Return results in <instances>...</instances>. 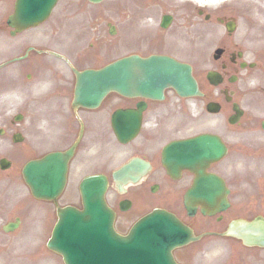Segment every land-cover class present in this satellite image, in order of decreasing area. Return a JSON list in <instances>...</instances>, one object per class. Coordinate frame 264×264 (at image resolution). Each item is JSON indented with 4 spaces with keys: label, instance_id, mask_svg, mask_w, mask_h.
I'll list each match as a JSON object with an SVG mask.
<instances>
[{
    "label": "flooded vegetation",
    "instance_id": "obj_1",
    "mask_svg": "<svg viewBox=\"0 0 264 264\" xmlns=\"http://www.w3.org/2000/svg\"><path fill=\"white\" fill-rule=\"evenodd\" d=\"M16 0H0V14H6L10 12L14 6ZM147 0H137V4L129 6L130 15L129 18V32L128 36H132L131 46L140 48L145 43L154 42L161 45L163 42L164 30L161 31V40H155V32H149L141 28H132V17H136L140 14V10H144L145 5L140 2ZM200 4H191L188 7H179L177 0H161L159 12L161 13V20L163 17L171 15V26L169 29L176 27L175 16L182 22L185 29L190 30V37L192 43L204 44L203 49L208 50V54L212 55L215 49H221V54L218 56V60H215L217 65L225 77V85L229 80L237 81V77L240 76V80L248 81L253 76L258 75V84L255 90L264 92L263 89V75L264 65L256 62L249 61V59H262L264 57V19H262L259 10H264V0H199ZM201 3L205 5V8L201 7ZM148 5L146 4V8ZM173 11L172 13H169ZM255 10V12H254ZM43 25V24H42ZM37 26L33 29L23 31L16 34V38L24 36H36L35 40H23L19 42L16 47L20 53L30 57L31 61L29 66L32 68L35 65L47 66L49 71L53 70V62L45 60L46 49H53V46H60L62 49L67 50L64 45L62 34L65 35V26L62 21H53L50 25L43 27ZM0 28L7 30L6 21L0 19ZM11 30L9 33L11 34ZM82 32H88L91 36L93 43H95L101 34V26L96 24V21H92L87 27L82 28ZM174 35L172 40L177 37V32L173 30ZM217 34L214 38L213 35ZM213 39V40H212ZM39 43L40 46L28 45V43ZM216 46H213V45ZM93 46V44H90ZM24 49V50H23ZM66 55V54H65ZM148 55V54H147ZM40 59H39V58ZM26 58V59H27ZM92 58V57H91ZM230 76H228V75ZM54 93L61 97H67L68 90L63 89L57 93ZM135 102V103H134ZM137 101H133L129 107H135ZM63 104L68 107L71 106V100L63 101L56 100L53 113H59L58 108H63ZM106 102H104V105ZM100 106L96 110H84L80 111V119L83 122V134L91 135L89 141V150L93 151L95 148L101 147V132L96 119V114L104 106ZM161 109V103L159 104ZM115 107V108H114ZM109 106L105 113L110 114L104 118V123H109L111 114L118 106ZM127 107V106H126ZM114 108V109H112ZM149 108V106H148ZM92 120H89L90 118ZM55 119L52 118L51 126L55 127ZM65 130H62L63 135L60 132V137H65L70 132V126L68 123L62 126ZM77 132L74 131L73 134ZM62 135V136H61ZM161 115L158 124L157 137L153 134H142L141 138L134 140L130 149L131 156L129 161L133 158H141L151 165V170L139 181L138 184L129 186L122 197H115L112 200V207L116 212V228L120 233H125L128 226L131 225L135 219H138L142 215L151 211L155 207H161L168 211L179 215L176 211H179L180 200L183 192L185 191V185L187 182H191L192 175L184 173L180 181H173L169 179L164 171L161 169V173L158 172L157 166L158 157L161 151V142L157 150H154L155 140L161 141ZM62 139V138H61ZM66 148V147H64ZM62 148V149H64ZM157 159V165H156ZM251 160L258 162L257 175L250 172L249 169L241 175L242 180L248 184V190H241L238 198L241 202H245L248 199H253L256 194L257 188H264V154L261 151H256L253 154ZM153 184H158V195L150 197L147 193V188ZM157 193V192H156ZM155 193V194H156ZM231 196L234 197L233 191ZM264 194V192H263ZM128 201L127 210H121V202ZM253 212H256L254 216H264V195L256 198L254 202ZM125 206V205H124ZM241 244V243H240ZM246 249V248H245ZM247 250V249H246ZM248 251L240 254L241 264H264V250L260 248H251Z\"/></svg>",
    "mask_w": 264,
    "mask_h": 264
},
{
    "label": "water",
    "instance_id": "obj_2",
    "mask_svg": "<svg viewBox=\"0 0 264 264\" xmlns=\"http://www.w3.org/2000/svg\"><path fill=\"white\" fill-rule=\"evenodd\" d=\"M32 0H21V6L22 9L20 10V17L23 18H29L31 14H38L41 10V8L44 6V4L48 0H37L36 2ZM47 12V11H46ZM45 12V13H46ZM44 13L39 17L38 20H41L44 18ZM133 66L137 73H132L131 70H129V67ZM189 69L184 66H179L175 63H173L170 60L164 59V58H151L148 61L142 62L138 59L128 58L121 60L117 62L114 65L108 66L104 69H102L99 72H88L82 76L77 85V91H76V98L80 99L83 97L84 92L94 89V83L96 85L95 88H100L101 94L103 95L109 90H118L122 92L123 94H129L131 91H137L141 94L145 95L148 93H158V88L161 83V87L164 85H167V83H171L175 86L179 84H188L191 87V81L189 78ZM134 76H136L138 79H134ZM88 83V85L86 84ZM132 84H136L134 86H131ZM134 128L131 129V131L128 132V129L122 130L123 135L130 134ZM194 150V147L192 145L187 144L185 146H182L178 149V155H176L178 158H181L182 161L186 163H190V157H191V151ZM176 149H171L170 153H174ZM201 150H198V155H201ZM33 167V166H32ZM32 167L29 166L25 170V178L27 181L31 184L32 181ZM57 175L56 173L50 175L47 173L46 169H43L39 172L38 175V183L36 187H33V194L35 196L40 197H47L52 192H54L57 187L55 185L57 184ZM55 181V182H54ZM54 182V185L52 184ZM207 202H210V198ZM90 200H86L85 208H86V217L83 219L81 218H74L75 220L81 222L84 224H90L89 227L83 228L86 232V235L89 237H95L96 230L98 232H101L104 235V240L109 241L112 239V236L109 234V227H110V218L104 214L103 209L100 207V205H96L94 203H90ZM89 205V207H88ZM88 207V209H87ZM73 217V215L69 216L68 218L64 219L62 223L60 224V227L57 229L56 233V242H58V237L63 235L64 231H68L70 226V219ZM83 231V230H82ZM75 231H71V234L74 236ZM67 233V232H66ZM66 235H63L65 237ZM86 236L84 233L79 234V245L82 247V252L84 256V260L89 261L90 264H95V256L98 255L99 251H96L95 249H87L86 246H84V242L86 240ZM141 241H139L140 243ZM169 248L166 250L168 253ZM157 251V248H152L149 251L150 255H154ZM64 255H67V253L71 256V252L67 250V253L64 252ZM102 253V250L100 251ZM161 259L166 262V264L169 263L168 256H161ZM97 260V259H96Z\"/></svg>",
    "mask_w": 264,
    "mask_h": 264
},
{
    "label": "rangeland",
    "instance_id": "obj_3",
    "mask_svg": "<svg viewBox=\"0 0 264 264\" xmlns=\"http://www.w3.org/2000/svg\"><path fill=\"white\" fill-rule=\"evenodd\" d=\"M112 0H104L101 5H100V10L102 13V24L106 23H114L113 21H117L119 24L123 25L124 21L122 20H117L116 18L112 17V13L109 12L111 2ZM109 36H107L108 39ZM106 38L104 37V33L102 34V41L104 42ZM105 49L102 48V51ZM108 50V49H107ZM177 58H180V60L193 63L195 66H198L197 70H199V60L192 59L187 57L183 52L180 53L179 55L176 56ZM104 60V59H103ZM205 74V73H203ZM10 76H13L11 74ZM13 81V80H12ZM16 88L20 91L24 90V85L21 84L22 88L13 81ZM28 87H33L37 88L39 87L38 85L34 83H29ZM3 88H7V86H3ZM15 90V93H14ZM24 92V91H23ZM18 92L16 89H11L10 91L1 93L0 95V129H4L5 133L4 135L0 136V157H10L11 159L15 160L16 159V153H15V146L10 141V135L11 133L15 130V128L12 127V119L17 113H23L24 116V122L19 124L16 129L21 130L23 135L25 136V146H30L31 143H33V140L30 139L29 137V131L31 128V123H32V118L30 114L28 113V105L22 104L25 103L24 95H17ZM13 98V102H9V99ZM211 119V124H214L215 127L211 129V126L208 123L207 120H202L199 118L198 120V126L196 128V132L200 133L203 131H212V132H217L219 133V127L217 123L220 122L221 117L220 116H214V117H208ZM37 117H35V120ZM223 127L228 129V126L223 123ZM193 127H184L181 132H186L192 130ZM207 129V130H205ZM25 133V134H24ZM29 138V139H28ZM44 143V145L42 144ZM42 144V149L45 150V139L41 140ZM25 149L22 147L19 149L20 152L24 151ZM32 154V153H31ZM29 153H24L23 158L28 157ZM20 162H17V165H19ZM5 193V189L3 190V195ZM6 198L1 199V201L4 202V205L2 209L0 210V223L4 221H8L12 219L14 216L17 215L16 208L14 207L17 204H21L26 202L28 198H30V195L28 193V190L24 185H22L21 181H17L14 179V181L10 184V187L8 191L5 193ZM31 199V198H30ZM32 200V199H31ZM28 242L25 239V236L20 235L19 232H16L11 235H1L0 237V250H12V254L15 256L20 257L18 259V262L23 261V260H28L30 251L27 248ZM35 258L34 261L39 263V259L41 255H49L45 249H38L37 251L34 252ZM1 256V255H0ZM52 257V256H50ZM55 261V260H54ZM56 262V261H55ZM44 264V262L42 263ZM50 264H55L51 262ZM56 264H58L56 262Z\"/></svg>",
    "mask_w": 264,
    "mask_h": 264
}]
</instances>
